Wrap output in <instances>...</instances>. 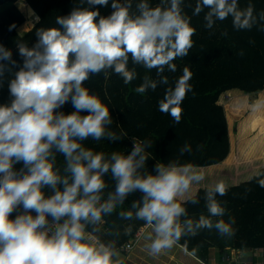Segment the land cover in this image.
<instances>
[{
  "label": "clouds",
  "instance_id": "9594fccd",
  "mask_svg": "<svg viewBox=\"0 0 264 264\" xmlns=\"http://www.w3.org/2000/svg\"><path fill=\"white\" fill-rule=\"evenodd\" d=\"M87 3L108 6L109 0ZM183 3L160 0L153 7L149 0H140L133 13L132 0H112V11L106 16L95 7L74 8L57 18L59 28L40 30L34 47L18 45L23 65L8 85L11 102L0 104V264H124L115 242H101L93 233L99 230L95 226L105 223V216L137 191L143 195L132 204L135 212L120 211L118 215L126 220L135 216L151 228L146 247L153 256L172 249L184 236H196L200 229L214 227L221 236L234 235V218L215 223L211 219L225 215L216 198L226 195L223 181L206 187L208 216L182 220L187 216L184 205L197 203L191 189L194 182L205 180L203 169L169 162L156 163L152 172H141L150 141L134 143L127 155L113 152L110 157L81 143L88 137L100 140L106 135L105 126L112 122L108 104L83 86L90 74L107 75L110 70L128 85L137 76L129 68V60L156 69L157 75L165 66L170 72L177 71L173 61L188 55L196 31L184 14ZM238 5L239 0H196L193 14L207 9V28L231 16L234 28L250 30L256 22L254 6L249 3L241 9ZM260 19L264 20V11ZM11 57V50L0 45V62L11 61ZM4 67L0 63V76ZM191 79L187 66L172 84L168 77L160 78L168 87L158 101V110L176 124L181 121L187 93L193 91ZM149 87L155 90L157 81L145 78L134 91L144 94ZM69 101L74 111H57ZM244 104L253 114L264 113V93ZM107 135L117 139L110 132ZM53 149L63 154L68 175L60 174ZM17 164L23 166L17 170ZM109 172L116 181L115 190L102 201L104 176ZM260 175L264 177V173ZM258 183L264 188V178ZM45 188L52 194L46 195ZM14 212L17 214L10 218ZM88 225L94 226L92 232L86 230ZM195 254L193 249L190 255ZM226 254L234 258L231 249L220 252V263L237 264L225 262Z\"/></svg>",
  "mask_w": 264,
  "mask_h": 264
},
{
  "label": "trees",
  "instance_id": "16d2710c",
  "mask_svg": "<svg viewBox=\"0 0 264 264\" xmlns=\"http://www.w3.org/2000/svg\"><path fill=\"white\" fill-rule=\"evenodd\" d=\"M19 0H0V45L12 52L11 61H3V75L0 76V104L11 102L9 82L23 65L18 45L29 48L38 43L37 33L40 30L59 28L58 17L67 16L74 8H98L102 16L111 13V2L108 6H92L87 0H23L27 7L38 17L37 22L27 32L20 28L26 23V15L18 6ZM140 0H132L131 11H137ZM249 3L254 6L256 22L250 30H237L233 27L232 17L224 21H215L212 28H207L204 19L205 11L194 15L196 0H184L181 5L184 14L191 18L195 28L192 37L193 46L185 57H178L173 63L177 65L175 73L165 66L164 72L157 75L156 69H145L129 60V68L135 69L137 76L128 85L108 71V74H90L83 86L91 93L101 97L110 109L112 122L105 126L106 135L100 140L88 137L82 145L102 151L106 157L118 152L127 155L134 143L151 142L145 147L148 159L141 172H152L156 163L178 162L192 164L197 170L203 169L205 180L200 184L193 183L191 193L197 203H186L187 216L198 220L201 215L208 216L206 207V187L223 181L227 192L217 196L225 208L223 217H211L213 223L218 219H235L234 235L221 236L213 227L200 229L194 237L181 238L178 245L205 263H212L210 258L215 250L225 252L232 248L254 250L260 249L264 260V188L258 180L264 173V113H251L244 101H252L258 93H264V20L260 19L264 11V0H239V7L246 8ZM150 6H158L160 0H149ZM15 25L10 29L11 25ZM243 52V55L240 53ZM187 66L192 73L189 83L193 91L187 93L183 104L181 121L176 124L173 118L158 110V101L162 98L168 85L160 83L161 76L168 77L169 84L182 75ZM148 80L157 81L155 90L150 87L144 94L134 91L136 87ZM238 109V110H237ZM237 110V111H236ZM58 112L69 114L74 111L71 102L65 103ZM114 134L112 140L107 133ZM188 147L190 151H183ZM56 167L61 175H68L64 169L66 162L63 154L55 152ZM23 165L14 167L19 170ZM249 177V178H247ZM106 188L102 201L108 193L114 192L116 181L111 173L104 176ZM51 195V189H44ZM142 193H130L122 205L104 217V225H97L99 230L93 234L101 242L114 241L118 250L142 229L145 222L121 218L120 211L131 210L133 202L141 201ZM17 213L11 214L14 218ZM35 215V213H32ZM94 226L88 225L92 232ZM131 228V232H126ZM182 251V250H180ZM127 252H121L124 254ZM187 260V259H186ZM187 262H191L188 259ZM221 262V261H220ZM264 263V261H263ZM222 264V263H220Z\"/></svg>",
  "mask_w": 264,
  "mask_h": 264
},
{
  "label": "rangeland",
  "instance_id": "374dc122",
  "mask_svg": "<svg viewBox=\"0 0 264 264\" xmlns=\"http://www.w3.org/2000/svg\"><path fill=\"white\" fill-rule=\"evenodd\" d=\"M17 4L21 8V10L24 12V14L26 15V19H27L26 23L20 28V30H21V32H27L32 26L35 25V23L38 20V17H36V14L32 11L31 8H28L29 6L27 7V3H25L23 0H19ZM247 178H249V177H247ZM148 243H150L149 240L146 242L142 241L141 246L144 248L143 250H141L139 248L138 249L136 248V250H134V248H133L131 252H128V255H127V253H125V255L122 254L125 259L128 258V264H164L165 260H163V259L166 258V255H168L169 252H167V250H165L161 254H159L157 256H153L149 253V251L146 247V245ZM136 247H137V245H136ZM215 253L217 254V252H215ZM231 253L236 258L244 256L245 254H247V256H248L246 249H242V250L231 249ZM219 255H220V252H219ZM123 256H122V258H123ZM147 256H148V258H147ZM157 259H160V260H157ZM192 262L195 263V261H192ZM172 264H174V263H172Z\"/></svg>",
  "mask_w": 264,
  "mask_h": 264
},
{
  "label": "crops",
  "instance_id": "0c3cea01",
  "mask_svg": "<svg viewBox=\"0 0 264 264\" xmlns=\"http://www.w3.org/2000/svg\"><path fill=\"white\" fill-rule=\"evenodd\" d=\"M151 233V228L150 227H146L145 229H143L142 231V236L140 238V241L136 244L137 247H134V250H136V248L143 250L144 248L141 246L142 241L146 242L148 241V236ZM131 240V239H130ZM128 242V241H127ZM126 242V243H127ZM133 250V251H134ZM182 250V251H180ZM132 251V250H131ZM130 251V252H131ZM168 255H166V258H164L163 260H165L164 264H208L205 263L204 261L200 260L198 257H196L195 255H190V253L187 250L181 249L180 245H175L172 249L167 250ZM215 252H217V254L215 253L214 257H211L210 260L212 261V263L209 264H220V255L218 253L217 250H215ZM248 253V256L250 257L252 255V251L251 250H247L246 251ZM128 255V253H127ZM247 256V254H245ZM123 255H121V259L124 261V264H128V258H122ZM256 257V258H255ZM253 259L257 260V262H261L262 259L258 258L257 256H255ZM148 258V256H147ZM187 259V260H186ZM188 259H191V262H187ZM160 260V259H157ZM192 261H195V263H193ZM263 263V261H262Z\"/></svg>",
  "mask_w": 264,
  "mask_h": 264
},
{
  "label": "built area",
  "instance_id": "2783aa9c",
  "mask_svg": "<svg viewBox=\"0 0 264 264\" xmlns=\"http://www.w3.org/2000/svg\"><path fill=\"white\" fill-rule=\"evenodd\" d=\"M102 225H104V223ZM141 234H142L141 232L137 233L135 235V238L129 240L126 244L121 246L119 248L120 249L119 251L127 252V253L130 252L135 247V245L139 242ZM244 256H241L238 258H236V257L232 258V255L226 254L224 256V261L227 263H233L234 261H236L237 264H261V263L257 262V260H254L253 258L255 256H257L258 258L263 259V253L260 249H256V250L252 251V255L250 257L246 256V255H244Z\"/></svg>",
  "mask_w": 264,
  "mask_h": 264
}]
</instances>
